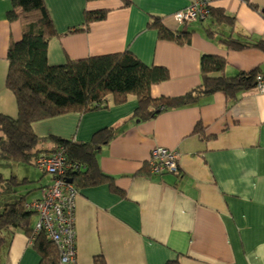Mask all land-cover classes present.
I'll list each match as a JSON object with an SVG mask.
<instances>
[{
  "label": "crops",
  "instance_id": "1",
  "mask_svg": "<svg viewBox=\"0 0 264 264\" xmlns=\"http://www.w3.org/2000/svg\"><path fill=\"white\" fill-rule=\"evenodd\" d=\"M190 1L44 0L57 33L48 40L47 61L62 64L69 58L128 49L144 64L167 70L168 78L151 88L154 97L180 96L199 85L203 54L224 58L225 76L264 72L263 50L227 49L207 36L206 23L185 22L182 15ZM249 2L257 8L244 0L211 1V6L234 17L232 25L218 27L222 35L264 40V0ZM10 8V0H0V113L15 116L14 98L5 85L6 54L9 43L20 39L21 27L6 18ZM101 9H107L105 18L76 30L84 24V10ZM151 15L159 16L171 31L193 30L190 43L180 46L160 38L147 27ZM136 106L135 97L129 96L107 109L67 113L33 124L40 136L76 143L89 141L99 129L119 125L96 153L100 170L117 191L108 183L77 188L74 264H93L94 256H102L105 264H166L174 259L179 264H264V92L252 86L229 100L217 91L164 109L153 118L123 123ZM198 123L203 136L194 132ZM157 146L179 152L176 172H148L146 161ZM21 175L20 180L13 175L23 184L14 189L18 197L2 200L0 211L21 193L36 189L24 200L39 198L51 182L44 171L39 176ZM33 214L32 228L37 220ZM1 234L8 242L1 248L0 264H39L33 237L22 229Z\"/></svg>",
  "mask_w": 264,
  "mask_h": 264
},
{
  "label": "trees",
  "instance_id": "2",
  "mask_svg": "<svg viewBox=\"0 0 264 264\" xmlns=\"http://www.w3.org/2000/svg\"><path fill=\"white\" fill-rule=\"evenodd\" d=\"M244 1L251 8H257L249 0ZM10 2L11 8L5 16L9 21L19 22L21 37L9 43L6 54L8 70L5 85L13 95L16 115L0 113V159L35 166V159L39 155L49 154L58 146H63L68 161L80 165L78 170L66 174L76 188L108 183L113 191H117L109 176L100 170L96 153L110 141L119 125L99 129L89 141L76 143L52 135L40 136L33 129L34 123L67 113L82 114L107 109L126 102L129 96L135 97L137 106L122 122L146 120L164 109L184 106L217 91L224 92L229 100H235L240 91L255 85L256 74L261 73L255 69L225 76L222 75L226 66L225 59L203 54L200 58L199 85L180 96L154 97L151 94L152 86L168 78L164 67L148 66L128 49L84 58H69L62 64H49L47 43L57 33L44 0ZM208 8L207 17L193 21L206 23L204 31L208 37L217 39L227 49L254 47L264 51V40L222 35L218 27L232 25L234 17L222 8L211 5ZM106 14L107 9L84 10V24L76 30L84 29L91 21L105 18ZM147 27L155 29L160 38L174 41L180 46L190 43L194 32L171 31L157 15L150 16ZM194 132L203 136L200 123L195 126ZM141 170H145V167ZM4 180L18 184L14 178L0 177V182ZM24 198L21 195L15 202L4 204L0 211V251L8 242L7 235H2V231L22 229L29 238L33 237V247L40 255L39 264H59L58 251L45 232L41 230L33 236V228L30 227L33 212L24 209ZM93 264H105V260L102 256H94ZM166 264L179 263L174 259Z\"/></svg>",
  "mask_w": 264,
  "mask_h": 264
},
{
  "label": "built area",
  "instance_id": "3",
  "mask_svg": "<svg viewBox=\"0 0 264 264\" xmlns=\"http://www.w3.org/2000/svg\"><path fill=\"white\" fill-rule=\"evenodd\" d=\"M212 0H191L183 12L185 22L203 19L209 13ZM256 89L264 92V72L255 77ZM63 146H58L49 154L39 155L35 166L51 176V182L42 190L39 198L24 202V209L36 213L37 220L33 226V236L44 231L47 238L56 247L59 264H74L76 259L75 246V198L78 190L66 174L78 170L80 165L68 161ZM179 152L162 146L150 150L147 165L150 174L176 172L178 169ZM33 241V238L30 239Z\"/></svg>",
  "mask_w": 264,
  "mask_h": 264
},
{
  "label": "rangeland",
  "instance_id": "4",
  "mask_svg": "<svg viewBox=\"0 0 264 264\" xmlns=\"http://www.w3.org/2000/svg\"><path fill=\"white\" fill-rule=\"evenodd\" d=\"M191 26L194 27V24ZM30 172H33L35 174V176H39L40 173H42L43 171L38 169L36 166H33L31 164H28V163L12 162L10 160L0 159V177H2L3 179L13 178V175L15 176V174H16L17 178L20 180L22 178V175H21L22 173L23 174H27V173L30 174ZM6 181L7 180L0 182V202L2 200L8 202L10 200H13L11 198H17L19 194L17 193V191L14 192L13 189L16 188L19 190L21 185H23L22 183L21 184H13V183H10L9 181L7 183ZM24 185H27V183ZM6 188H8V191L6 190ZM38 191H39V189H38ZM32 192H37V190L35 189L33 191H29L28 193H21L20 195L27 198L29 196V194H31ZM30 200H32V199H30ZM30 200H28V201H30ZM34 217H35V214H32L31 219Z\"/></svg>",
  "mask_w": 264,
  "mask_h": 264
}]
</instances>
